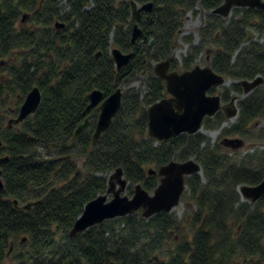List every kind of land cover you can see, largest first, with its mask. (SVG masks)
Masks as SVG:
<instances>
[{
	"label": "trees",
	"instance_id": "obj_1",
	"mask_svg": "<svg viewBox=\"0 0 264 264\" xmlns=\"http://www.w3.org/2000/svg\"><path fill=\"white\" fill-rule=\"evenodd\" d=\"M61 1L0 0V158L9 159L0 165V264H264V196L252 203L239 193L264 181V85L244 97L241 85L264 79V10L234 8L224 18L212 12L225 0H66L63 13ZM131 2L153 4L138 23L136 44ZM198 7L205 21L195 44L192 35H180ZM179 40L187 46L181 65L173 60ZM113 49L133 53L121 71ZM168 59L173 71L210 67L233 80L209 91L223 104L237 100L236 123L221 138L247 139L263 150L238 160L240 153L221 140L209 144L202 133L150 137L148 109L169 96L154 65ZM140 75L142 89L131 88ZM34 88L42 94L39 109L8 128ZM119 89L122 108L94 144L100 109H88L89 96L99 90L107 99ZM88 119L89 129L74 141ZM227 121L220 111L205 118L204 129ZM189 160L203 175L185 180L182 222L167 212L146 219L140 210L71 237L117 169L132 197L139 184L150 193L158 187L153 171Z\"/></svg>",
	"mask_w": 264,
	"mask_h": 264
},
{
	"label": "water",
	"instance_id": "obj_2",
	"mask_svg": "<svg viewBox=\"0 0 264 264\" xmlns=\"http://www.w3.org/2000/svg\"><path fill=\"white\" fill-rule=\"evenodd\" d=\"M133 21H139L143 12H150L152 4L137 7L132 2ZM234 8H250L264 10V0H225V3L213 11L215 15L224 18L231 15ZM141 31L137 25L134 27L132 43L136 44ZM112 57L119 71L127 66L133 53L125 54L118 49H113ZM171 59L157 63L154 66L155 75L166 83L169 97L157 102L148 109L149 115V135L159 142L178 137L183 134L195 135L202 133L204 120L207 117L215 116L219 111H224L229 119L237 118L238 108L230 111L229 106H222L220 96H211L209 91L212 88L227 86V80L216 74L210 67L197 66L191 71L179 72L170 71ZM246 95L251 94L255 89L264 85V79L256 78L254 81H244L241 83ZM88 109L99 106L100 115L96 125L93 138L96 144L101 135L108 131L122 108L123 92L117 90L107 99L101 91L96 90L90 96ZM236 99L230 105H235ZM42 102V94L38 88H34L26 97L22 104L17 118L8 121V128L23 123L28 117L34 115ZM91 125L90 120H86L79 125L74 134V140L78 139ZM221 145L230 150L236 151L244 146L242 139L226 138ZM1 146V141H0ZM8 158H0V165L7 162ZM160 177L158 187L152 192H148L139 184L135 187L132 197L126 195L129 182L124 176L122 169H117L109 179V188L105 195L97 197L85 206L83 214L76 221L71 230V237L87 231L105 221L123 218L133 215L142 210L143 216L150 219L153 216L167 212L171 213L180 203L186 190L185 180L195 174L202 176V167L195 160L187 162H171L161 167L158 171H153ZM119 184L117 188L115 182ZM1 184V180H0ZM2 188V187H1ZM240 193L244 200L252 203L258 202L264 196V181L258 186H243ZM112 198L109 199V196ZM41 201L31 202L23 207L30 211L33 206L39 205ZM17 205V201L15 202Z\"/></svg>",
	"mask_w": 264,
	"mask_h": 264
},
{
	"label": "rangeland",
	"instance_id": "obj_3",
	"mask_svg": "<svg viewBox=\"0 0 264 264\" xmlns=\"http://www.w3.org/2000/svg\"><path fill=\"white\" fill-rule=\"evenodd\" d=\"M60 7H61L63 13L68 12V10H69L68 1H66V0L61 1ZM198 10H199L200 14L197 16H192L191 14L187 15L185 22H184V28H183L181 35H180V38L192 35L194 37V43L195 44H197L196 42H198L199 30L203 27L204 21H205V13L201 10L200 7H198ZM230 16H228V17L230 18ZM228 17H226V18H228ZM133 27H134V24H133ZM138 28L140 29L139 25H138ZM250 34H251V36H254L256 40H258L257 35H254L253 33H250ZM186 53H187V46L181 40H179V46L174 52L173 60L175 62H177L178 65H181L182 58L186 55ZM143 79H144L143 76L140 75L137 78V80L131 85V88H134L136 90H141ZM233 83H234L233 80L228 79L226 87H231V85ZM244 96H246L245 92L243 94V97ZM229 104H223L222 103L223 106H228ZM234 104L235 105H229L230 111H233L237 107V100H235ZM235 123H236V118H234V119L228 118V121L223 125V127L221 129H219V130H206L203 128L202 134L207 136L209 144L215 145L217 141H219V140L223 141L224 140V138H221L222 130L224 128H229L230 126H232ZM230 139H240V138H230ZM242 140L244 142V146L241 149L236 150V151L231 150L233 153H240V156H238L239 157L238 160L243 158L244 156H246L248 154H251L252 152H254L256 150H263L262 147H260L256 144L249 143V141L247 139L242 138ZM114 174H115V172H114ZM114 182L118 188L119 184L116 181H114ZM242 187L243 186H241L239 188V193H240V189ZM185 192H186V190H185ZM110 198H112V195L109 196V199ZM187 202H188V197L184 193L182 198H181L180 203L171 212L175 215L178 222H182L184 219L185 213L187 212V209H186ZM184 227H186L188 229V224L184 223L183 228ZM13 246L14 245H12V247ZM234 264H239V263L237 262Z\"/></svg>",
	"mask_w": 264,
	"mask_h": 264
},
{
	"label": "flooded vegetation",
	"instance_id": "obj_4",
	"mask_svg": "<svg viewBox=\"0 0 264 264\" xmlns=\"http://www.w3.org/2000/svg\"><path fill=\"white\" fill-rule=\"evenodd\" d=\"M137 4V3H136ZM150 4V3H149ZM145 5H148V4H145ZM144 5H139V4H137V7L138 8H141V7H143ZM131 7H132V2H131ZM152 8H153V4H152ZM220 8V7H219ZM152 10V9H151ZM217 10V9H216ZM215 11V10H214ZM147 13H149V12H143L142 14H141V17H140V19H139V21L143 18V16L145 15V14H147ZM213 14V13H212ZM215 15V14H214ZM220 16V15H219ZM132 18H133V7H132ZM139 21H133L132 19H131V22H132V24H134V27H135V25H137V27H138V23H139ZM139 29V28H138ZM140 30V29H139ZM141 31V30H140ZM134 32V31H133ZM141 35V34H140ZM140 37V36H139ZM139 39V38H138ZM198 42H199V39H198ZM171 63H172V60H171ZM170 71H173V69L172 68H170ZM179 71V70H178ZM179 72H181V71H179ZM221 87H226V86H220V87H218V88H221ZM216 96H219V95H216ZM169 97V96H168ZM221 97V96H220ZM90 127V126H89ZM89 129V128H88ZM87 129V130H88ZM86 130V131H87ZM75 141V140H74Z\"/></svg>",
	"mask_w": 264,
	"mask_h": 264
},
{
	"label": "crops",
	"instance_id": "obj_5",
	"mask_svg": "<svg viewBox=\"0 0 264 264\" xmlns=\"http://www.w3.org/2000/svg\"><path fill=\"white\" fill-rule=\"evenodd\" d=\"M196 43H198V42H196Z\"/></svg>",
	"mask_w": 264,
	"mask_h": 264
}]
</instances>
